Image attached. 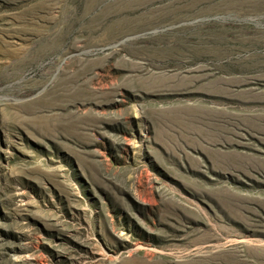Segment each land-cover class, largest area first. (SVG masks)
<instances>
[{
    "label": "rangeland",
    "instance_id": "obj_1",
    "mask_svg": "<svg viewBox=\"0 0 264 264\" xmlns=\"http://www.w3.org/2000/svg\"><path fill=\"white\" fill-rule=\"evenodd\" d=\"M0 264H264V0H0Z\"/></svg>",
    "mask_w": 264,
    "mask_h": 264
}]
</instances>
